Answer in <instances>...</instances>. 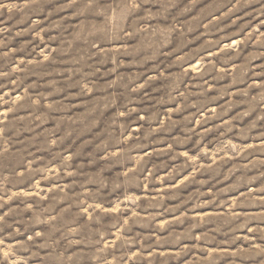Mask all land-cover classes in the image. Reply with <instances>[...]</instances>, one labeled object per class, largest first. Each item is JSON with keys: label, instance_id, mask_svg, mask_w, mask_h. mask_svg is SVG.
I'll use <instances>...</instances> for the list:
<instances>
[{"label": "rangeland", "instance_id": "374dc122", "mask_svg": "<svg viewBox=\"0 0 264 264\" xmlns=\"http://www.w3.org/2000/svg\"><path fill=\"white\" fill-rule=\"evenodd\" d=\"M0 264H264V0H0Z\"/></svg>", "mask_w": 264, "mask_h": 264}]
</instances>
